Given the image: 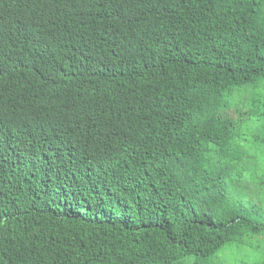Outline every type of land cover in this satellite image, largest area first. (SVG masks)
<instances>
[{
	"label": "trees",
	"instance_id": "16d2710c",
	"mask_svg": "<svg viewBox=\"0 0 264 264\" xmlns=\"http://www.w3.org/2000/svg\"><path fill=\"white\" fill-rule=\"evenodd\" d=\"M0 264H264V0H0Z\"/></svg>",
	"mask_w": 264,
	"mask_h": 264
},
{
	"label": "rangeland",
	"instance_id": "374dc122",
	"mask_svg": "<svg viewBox=\"0 0 264 264\" xmlns=\"http://www.w3.org/2000/svg\"><path fill=\"white\" fill-rule=\"evenodd\" d=\"M230 116L234 117L232 112H230ZM245 181H247V179H245ZM244 256H245V253H243L242 251H240L239 254H237V252H234L230 258L228 257V259L229 260H233V259L241 260V259H244Z\"/></svg>",
	"mask_w": 264,
	"mask_h": 264
}]
</instances>
